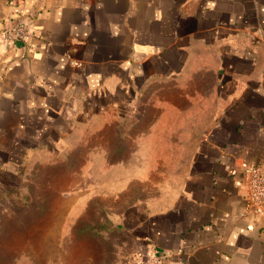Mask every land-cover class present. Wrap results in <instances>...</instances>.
Returning a JSON list of instances; mask_svg holds the SVG:
<instances>
[{
    "label": "crops",
    "instance_id": "obj_1",
    "mask_svg": "<svg viewBox=\"0 0 264 264\" xmlns=\"http://www.w3.org/2000/svg\"><path fill=\"white\" fill-rule=\"evenodd\" d=\"M6 25L29 36L15 48L0 38V233L25 165L140 116L137 156L112 165L126 167L109 193L131 253L264 264V218L242 188V170L264 164V0H0ZM170 171L147 198L150 177Z\"/></svg>",
    "mask_w": 264,
    "mask_h": 264
},
{
    "label": "rangeland",
    "instance_id": "obj_2",
    "mask_svg": "<svg viewBox=\"0 0 264 264\" xmlns=\"http://www.w3.org/2000/svg\"><path fill=\"white\" fill-rule=\"evenodd\" d=\"M140 120V116L106 120L72 147L50 150L46 163L36 158L35 164L22 168L20 186L8 188L0 264H161L152 258L154 253L159 256L153 246L145 253H131L132 235L109 219L118 203L109 193L126 167L114 172L112 165L137 156L134 139ZM171 174L163 181L151 176L146 197L154 199L162 186L172 185ZM48 185L56 200L50 214L41 203L49 198ZM135 193L133 197L139 198V191Z\"/></svg>",
    "mask_w": 264,
    "mask_h": 264
},
{
    "label": "built area",
    "instance_id": "obj_3",
    "mask_svg": "<svg viewBox=\"0 0 264 264\" xmlns=\"http://www.w3.org/2000/svg\"><path fill=\"white\" fill-rule=\"evenodd\" d=\"M29 36L24 25H6L0 30V38L10 48H15ZM244 198L246 208L255 216L264 218V164H250L242 170ZM152 258L157 263L156 253ZM134 258L132 262H136Z\"/></svg>",
    "mask_w": 264,
    "mask_h": 264
}]
</instances>
